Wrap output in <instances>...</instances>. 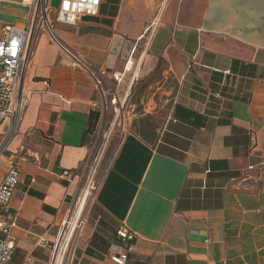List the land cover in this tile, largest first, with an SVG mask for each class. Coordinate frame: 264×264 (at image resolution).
Returning <instances> with one entry per match:
<instances>
[{
    "label": "crops",
    "instance_id": "crops-1",
    "mask_svg": "<svg viewBox=\"0 0 264 264\" xmlns=\"http://www.w3.org/2000/svg\"><path fill=\"white\" fill-rule=\"evenodd\" d=\"M50 20L53 36L31 41L29 102L14 133L0 124V183L9 167L20 173L7 208L10 264L52 262L106 138L113 153L66 264H113L121 228L135 236L126 264H264V0H101L97 17ZM9 25L25 23L0 15V33ZM61 47L107 74L109 103L108 86L123 106L139 81L156 76L166 88L129 104L122 128L104 127L93 80Z\"/></svg>",
    "mask_w": 264,
    "mask_h": 264
},
{
    "label": "built area",
    "instance_id": "built-area-1",
    "mask_svg": "<svg viewBox=\"0 0 264 264\" xmlns=\"http://www.w3.org/2000/svg\"><path fill=\"white\" fill-rule=\"evenodd\" d=\"M3 0H0L2 2ZM17 1V0H11ZM18 4L27 10L28 20L24 27L14 25L5 26L0 33V124L8 122L10 129L17 127L21 115L26 108L29 97L21 90L22 79L28 69L31 56V41L38 31H45L50 37L53 24L50 20L51 13L55 14V21L64 25H75L84 17H97L101 0H59L57 9L51 7V0H19ZM61 56L71 67L87 73L93 80L94 87L102 104V112L106 113L109 104L113 107L118 125L122 128L123 103L119 101L117 93L112 87L108 90L112 94L110 103L106 100V91L103 88L105 76L101 71H95L91 65L81 56L72 53L65 47H61ZM110 79L119 86L123 80V74H110ZM249 167L248 170H252ZM95 157L86 165L84 176V188L79 198L90 199L96 192L94 185ZM20 183V173L16 166H11L0 183V264H10L14 252V241L11 232L15 227L13 217L7 208L14 197L15 190ZM93 191V194L90 192ZM86 204V202H85ZM71 220L64 219L61 223V237L57 243L54 258L50 264H66L69 252L62 250V238L66 229L70 228ZM134 234L121 228L116 231L114 243L109 247L107 256L113 264H126L128 254L132 251ZM59 260L56 261V257Z\"/></svg>",
    "mask_w": 264,
    "mask_h": 264
},
{
    "label": "rangeland",
    "instance_id": "rangeland-1",
    "mask_svg": "<svg viewBox=\"0 0 264 264\" xmlns=\"http://www.w3.org/2000/svg\"><path fill=\"white\" fill-rule=\"evenodd\" d=\"M19 0H17L18 2ZM59 4V0H51V7L53 9H57ZM0 15L2 17L9 18L12 22L18 21L21 23H26L28 20L27 17V10L18 6V5H10L7 3L0 2ZM51 17H55L54 13H51ZM163 83L160 81V79L156 76L151 77L149 80H142L139 81L135 86L132 87L127 102L124 103L123 111L129 106V104L135 103L139 104L140 101L144 102V99L148 98L152 94L155 95V98L162 93V90H165L166 86L162 85ZM161 89V90H158ZM129 102V103H128ZM153 107H149L150 110H152ZM113 119L116 120V115L114 114L112 108L110 109V106H108V110L105 113V123L104 127L107 126ZM119 119L116 120V124H118ZM102 126V125H101ZM15 131V129H14ZM14 131L11 132V129L8 131V134L11 133V135L14 133ZM95 154L93 155L95 157V166H96V172L94 177V185L93 187L96 188L97 184L100 182V178L105 171L110 157L113 153V142L108 140L107 138L104 139L102 142H100L95 150ZM95 193V192H94ZM90 194H93V191L90 192ZM90 197H88V200L86 203L90 200ZM93 197V196H92ZM71 223L76 224V228L74 233L70 234V228L66 229L65 234L62 238V250L66 249V253L70 251L72 247V241L74 239L76 231H79L81 229V216L76 220L74 216L71 219ZM71 227V225H70Z\"/></svg>",
    "mask_w": 264,
    "mask_h": 264
},
{
    "label": "trees",
    "instance_id": "trees-1",
    "mask_svg": "<svg viewBox=\"0 0 264 264\" xmlns=\"http://www.w3.org/2000/svg\"><path fill=\"white\" fill-rule=\"evenodd\" d=\"M98 120H99V111L97 110L90 111L89 121L87 126L88 134H93L96 131Z\"/></svg>",
    "mask_w": 264,
    "mask_h": 264
},
{
    "label": "bare ground",
    "instance_id": "bare-ground-1",
    "mask_svg": "<svg viewBox=\"0 0 264 264\" xmlns=\"http://www.w3.org/2000/svg\"><path fill=\"white\" fill-rule=\"evenodd\" d=\"M14 129H15V127H13L11 129V132L14 131ZM85 202H86V197H84V198L82 197L81 200H80V202H79V206L77 208V215H76V218H75L76 220H78V218H80V215H81L82 210L84 208ZM70 225H71V227H70V234L72 235L74 233V231H75L76 224L70 223ZM57 260H59V256H58V258L56 257V261Z\"/></svg>",
    "mask_w": 264,
    "mask_h": 264
}]
</instances>
